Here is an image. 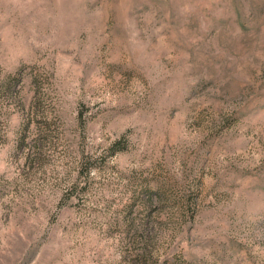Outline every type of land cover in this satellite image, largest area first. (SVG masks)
Wrapping results in <instances>:
<instances>
[{"label": "rangeland", "instance_id": "rangeland-1", "mask_svg": "<svg viewBox=\"0 0 264 264\" xmlns=\"http://www.w3.org/2000/svg\"><path fill=\"white\" fill-rule=\"evenodd\" d=\"M0 264H264V0H0Z\"/></svg>", "mask_w": 264, "mask_h": 264}, {"label": "trees", "instance_id": "trees-1", "mask_svg": "<svg viewBox=\"0 0 264 264\" xmlns=\"http://www.w3.org/2000/svg\"><path fill=\"white\" fill-rule=\"evenodd\" d=\"M148 230L150 231L151 229H148ZM143 233H144L143 236L149 235V232H147L146 229H144V232Z\"/></svg>", "mask_w": 264, "mask_h": 264}]
</instances>
